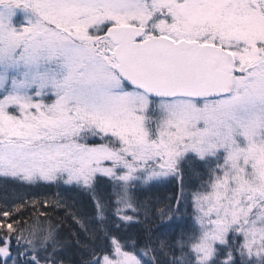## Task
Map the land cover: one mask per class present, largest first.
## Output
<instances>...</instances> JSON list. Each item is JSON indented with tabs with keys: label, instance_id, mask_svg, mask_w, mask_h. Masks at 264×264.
I'll use <instances>...</instances> for the list:
<instances>
[{
	"label": "snow or ice",
	"instance_id": "6c2138e0",
	"mask_svg": "<svg viewBox=\"0 0 264 264\" xmlns=\"http://www.w3.org/2000/svg\"><path fill=\"white\" fill-rule=\"evenodd\" d=\"M0 185V264H264V0H0Z\"/></svg>",
	"mask_w": 264,
	"mask_h": 264
},
{
	"label": "trees",
	"instance_id": "16d2710c",
	"mask_svg": "<svg viewBox=\"0 0 264 264\" xmlns=\"http://www.w3.org/2000/svg\"><path fill=\"white\" fill-rule=\"evenodd\" d=\"M190 184L197 185L198 181L196 177L193 175L191 177V180L189 181ZM15 190V191H13ZM43 191V190H42ZM56 189L53 188L50 192H48V195H53L55 193ZM16 193V189L12 187H8V195L9 196H14ZM52 193V194H51ZM4 191L3 189L0 190V197L4 196ZM180 194V186L179 184H162L161 187L155 190L154 192V199H162V200H168L173 197V195H179ZM30 195V194H29ZM49 195V197H50ZM67 197L64 199H67L69 203L74 204L76 210H78L81 213H88L91 212L92 208V201L90 199V195L82 192H72L66 195ZM52 197V196H51ZM45 196H36L34 199L37 201L36 207L37 211L33 213L31 211L32 208V203L28 204L27 211L29 213L28 216L25 217V222L27 225H31L32 227L36 228L39 230L40 228H47L48 225L47 223H44L45 221H48L49 217L48 216H42L40 214L41 209H40V203L45 199ZM55 197H53L54 199ZM52 199V200H53ZM51 200V201H52ZM50 201V202H51ZM57 211L62 212L63 209H57ZM54 216V214H52ZM57 220H60V217H56ZM63 228L64 232L62 235H68L69 234V229H71V232L74 234L77 231H80L83 234V230L80 228L79 225L75 224V222L69 223L68 221H65L63 223ZM73 239H75V236L73 235ZM68 258L70 260H78V256H74L71 252L68 254Z\"/></svg>",
	"mask_w": 264,
	"mask_h": 264
},
{
	"label": "rangeland",
	"instance_id": "374dc122",
	"mask_svg": "<svg viewBox=\"0 0 264 264\" xmlns=\"http://www.w3.org/2000/svg\"><path fill=\"white\" fill-rule=\"evenodd\" d=\"M198 185V184H197ZM162 186V184L159 186V187H161ZM8 187H12L11 185H9ZM158 187V188H159ZM12 188H14V187H12ZM157 188V189H158ZM1 189H3V186L2 185H0V190ZM15 189V188H14ZM13 191H15V190H13ZM69 193H71L72 194V192H64V193H62V196H63V198H66L67 196L66 195H68ZM30 194V193H29ZM52 194V193H51ZM55 194H56V191H55V193L53 194V195H50V197H49V195L47 194V196H46V198L49 200V201H51L52 199H53V197H55ZM52 196V197H51ZM33 198H35V197H33ZM30 203H31V201H30ZM83 215H84V219H85V222L89 225V226H91L92 225V221H91V212H88V213H82Z\"/></svg>",
	"mask_w": 264,
	"mask_h": 264
}]
</instances>
